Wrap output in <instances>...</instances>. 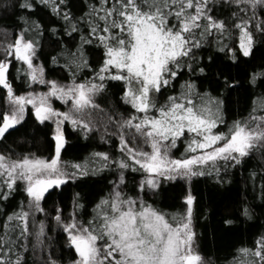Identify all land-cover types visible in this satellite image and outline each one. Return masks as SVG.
<instances>
[{"label": "snow or ice", "instance_id": "obj_1", "mask_svg": "<svg viewBox=\"0 0 264 264\" xmlns=\"http://www.w3.org/2000/svg\"><path fill=\"white\" fill-rule=\"evenodd\" d=\"M45 39L63 79L49 78L55 69L40 58ZM260 49L264 0H2L0 264H217L201 251L204 213L191 183H231L232 170L255 160L245 180L253 193L259 181L264 200V57L243 81L225 67ZM117 87L124 112L109 99ZM241 89L251 99L234 109ZM26 117L45 131L47 155L8 143ZM66 125L84 139L99 133L108 150L63 160ZM106 171L107 191L94 201L76 191L70 205L47 206L52 191ZM176 181L188 190L169 212L155 198ZM228 256L227 264H264V231Z\"/></svg>", "mask_w": 264, "mask_h": 264}, {"label": "trees", "instance_id": "obj_2", "mask_svg": "<svg viewBox=\"0 0 264 264\" xmlns=\"http://www.w3.org/2000/svg\"><path fill=\"white\" fill-rule=\"evenodd\" d=\"M2 2V0H0ZM43 14V13H41ZM11 23V21H9ZM55 55L49 45V41L45 39L43 53L41 60L46 62L49 71V78L56 77L63 79L64 73L59 66H54L47 60L49 55ZM261 57H264V49L256 52L255 57L247 58L248 63H241L238 67L233 65L231 61H225V67L233 74H237V78L243 81L244 75L247 71H251L252 65L260 63ZM14 71V70H13ZM19 83V82H17ZM119 86L120 82H111ZM113 95L109 97L112 104L116 106L118 111L124 112L128 106L123 105L119 100L118 87L112 89ZM167 94V93H166ZM233 100L239 101V105H234V109L240 106H247L251 99L249 90L241 89L239 92L233 93ZM56 107L58 102L54 101ZM30 107V106H29ZM63 107V106H62ZM61 108V107H60ZM64 110V108H63ZM27 124L20 128L19 133L14 132L9 138L8 143L12 144V140H17L23 144V148L12 144V147L17 152L20 151H34L38 154L47 155L45 150L47 145L45 142V131L38 130L34 122V118L26 117ZM69 145L62 153V158L68 162L83 161L92 151L108 150L106 144H102L99 140V133L92 139H84L82 136L74 133L70 125H66ZM180 151H183V146L178 145ZM175 151V150H174ZM256 161L253 160L248 168H238L232 170V175L229 179L231 183L223 185L217 184L212 177H196L191 183L193 194L198 197L199 211L203 212L199 219V227L197 231L200 235L201 251L210 256L217 264H227L230 252H234L236 248L241 245H251L253 239L259 232L264 231V200L259 199V181H257V191L252 192V182L246 181L245 177L255 167ZM258 171V169H257ZM102 177H107L104 179ZM112 176L106 171L100 176L84 178L82 183H69L64 187L63 191H52L51 195L47 197V206L51 207L54 202H61L70 205L73 192L80 191L85 194L89 201H94L100 195H104L107 191V181ZM132 181L130 177L129 189L131 190ZM188 187L184 181L171 182L165 184L155 202L161 208L167 209L169 212L179 210L183 204V196L186 194ZM256 195L254 200L252 197ZM22 197L17 196L18 201ZM247 200L250 207L254 210L255 216L251 219L243 216L241 208L242 201ZM16 201H13L14 204ZM151 202V201H150ZM70 210V209H69ZM88 211H91V203L88 204ZM222 218H229L235 221L232 225H224ZM54 237V243L57 248V255H60L59 245L62 243V238L56 240L57 233H51ZM64 259L69 258V253H63ZM227 257V260H226Z\"/></svg>", "mask_w": 264, "mask_h": 264}, {"label": "rangeland", "instance_id": "obj_3", "mask_svg": "<svg viewBox=\"0 0 264 264\" xmlns=\"http://www.w3.org/2000/svg\"><path fill=\"white\" fill-rule=\"evenodd\" d=\"M56 102H58V107H61L62 110H63V108L66 109L67 106L62 105V103L59 102V101H56ZM62 106H63V107H62Z\"/></svg>", "mask_w": 264, "mask_h": 264}]
</instances>
